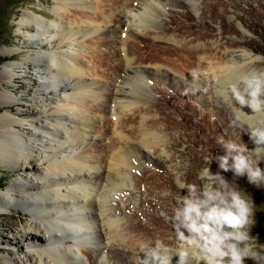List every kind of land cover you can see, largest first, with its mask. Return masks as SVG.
<instances>
[{"label":"bare ground","instance_id":"bare-ground-1","mask_svg":"<svg viewBox=\"0 0 264 264\" xmlns=\"http://www.w3.org/2000/svg\"><path fill=\"white\" fill-rule=\"evenodd\" d=\"M133 1H141V7L139 6L138 10L135 9ZM166 1L168 0H61L62 3H66L67 8L71 11V15L70 17L67 15L68 17H66L64 14L55 13L54 17L56 16L58 18L57 20L60 24L56 28L51 27L50 29L47 27L46 23L44 24L42 20L44 15L42 14H39L42 19H30L29 16H24L22 18V21H26L25 23L32 21L36 24V29L40 31V33H37V36L42 35L45 29L50 35L51 32L59 31V34H62L63 38L61 39L60 47L65 45H68L67 47H69V45L73 46V42L77 40H79L81 44L77 53L71 55L67 54V56L64 57L65 53L57 54L46 50L47 47L41 43L42 38L40 40L37 38L36 42H40L37 48H45L44 51L42 50L44 55L36 54L31 61L32 63L27 60L26 64H30V66L34 64L40 73L52 74V80L50 79L51 81L46 84L44 89L39 90L47 103L41 106L43 110L49 114L46 116V122H40L38 120L39 117L36 116L37 114H34L35 112L33 114L36 116V119H32V122L29 123L28 119L20 120L19 118L21 115L25 116L23 112L17 110L19 107L24 108L22 103L14 101L6 92H0V112L4 110L7 114L0 115V167L5 170H10L11 173L19 174L18 176L20 179V181L13 180L10 185H6L5 191L0 189V207L10 211L8 214L12 212L21 215L19 219L21 221H23L27 215L33 218L32 222L27 224L23 223L17 230L20 240L31 246L30 253L26 254V256L28 258L27 260L31 261L32 264H99L104 249V247L101 249V243H97V245L93 246L91 252H88V249L84 252L82 251L83 249L80 248L83 246L80 242L72 243L63 240L57 244V247L53 248L52 246H48L47 240L45 239L48 237L55 241L60 233H56V231L64 232L67 239L74 238L69 235L71 234V236H73V232L70 233L64 230L63 227L54 222H56V219L58 220L59 213H64V215H66V224L68 226L72 224L69 222L68 218H70L73 223L74 221L79 222V217L76 218V220H73V217H76L78 212L84 213L85 208L83 209L81 206H78V202L84 204V201H87L90 212H88L89 214L85 213L88 218L83 215L81 222H87L86 225L90 228L94 221H96L98 223L96 224L99 225V227L97 226L98 229L100 228L99 233H101L103 237L108 236V242H112L111 245L113 248H115L116 245H123L128 249L127 253L132 256L134 264H204L202 257L210 248L215 247L216 243L205 242L202 239L195 240V238H192V240H190V238L184 239L183 237L185 235L182 234L183 231L181 228L179 231L184 235L182 237L184 240L182 238L180 239L181 236L177 239L175 235L177 240L175 238L170 239L171 242L168 243V238L164 237L161 233L160 236H163L164 239L160 236H158V239H155L154 235L157 230L167 233L171 230L165 229L166 219L158 215V213L146 214L143 218L136 215L135 220L130 217V223L124 220L125 223H129L126 224L128 226H124V221H121L123 218L120 217L121 220L118 219V210L112 209L111 203L115 199L113 192L120 191L123 186H126L125 184L127 182H130L129 179H132V177L130 176L129 178L128 174H130L131 168L132 170L135 169L138 170L139 173H142L140 179L144 181L151 180L150 182L148 181L149 183L147 185L152 183L154 187L150 185L148 187L149 189L151 188L152 190L158 191L159 187L157 186H162L167 181L164 176H162L164 174L159 175V171H155L154 169L151 170L143 166L140 167L141 163L138 161L140 155H143L145 161L150 162L148 153H150L151 150L155 155L161 156L167 162H171L169 160H172L175 156L170 155V151V154H167V156L164 155L163 148L169 145V139L166 135V139L168 140L165 141L166 139H163L165 136H162L160 121H163V119L159 121L155 116L158 112L151 113L148 109L150 106H154L157 109L163 110H160V113H165L164 111H166L162 101L159 102L160 100H157V103H155L156 100L154 102L149 100V98L154 95L152 90H157V88H152L151 81L156 80L157 77L164 82H168L169 87L173 89L179 88L180 90L181 87L185 88L184 92L186 91L188 96L186 105H188L189 108L195 106V110L198 111V109H201L199 106L196 107L195 102H202L204 106H209V108L210 106L217 105L218 102L221 103L223 106L222 110L225 112V117L222 125L217 131L222 137L229 140L231 137V125L237 127L239 131L241 129L242 132H244L245 129L248 141L252 144L253 148L256 149L257 153H255V157L264 156V105L257 106L256 104L257 94H259L260 100H264V67L262 65L264 58L249 52L241 46H239L241 47V49H239L238 45L242 43L240 40L241 38L237 40L231 37L223 38L226 43L231 44V48L232 45L236 47L233 49L229 48V46L220 45L221 39L219 37L216 39L214 38L215 35H218L217 33L224 35L228 32H236L237 34L242 32L233 25V20L231 18H227V8L229 6H227L228 4L226 1L222 2L220 0H215L207 2L202 14L199 15L196 10V6L198 5L197 0H180L184 8L185 6L189 7L184 11L171 10L172 15L170 20L158 27L156 25L159 22L155 21V17L161 14L156 6L160 3L161 6H159L162 7ZM73 5L78 7H73ZM238 6L239 5L236 7L238 8ZM119 9L123 10V12H117ZM87 11L90 13H87ZM67 14H69V12H67ZM186 14H189V16L191 15V19L188 21L189 24L186 22L189 20V16L188 18L185 17ZM241 18L244 22L245 13H243ZM63 20H65V22H63ZM150 21L157 22V24L154 23L156 24L154 25ZM193 22H196L195 25H199V27L196 26L197 31L194 28L195 25L192 24ZM218 22H220L221 29L216 28V23ZM178 23H187L188 25L184 24L185 26L183 25V27L179 24L181 27H177ZM115 25L119 35L114 31L109 32L108 30V32L106 31L101 37H105L103 40L91 41V44L87 43V47L90 46L89 48L84 47L85 43H83V41H85L88 33L92 32L91 34H94L96 37V34L99 33L101 28L105 26L107 28L114 27ZM176 31L182 32L184 34L182 35L181 33L182 36L188 33L193 34V36L191 35L192 37H190L191 40H189L190 38L188 37V46H186L187 38L185 39L186 41L184 38L182 40L178 38L177 45L176 43L173 44L174 41L171 43L174 46L166 49L165 43L167 41H172V39H170L171 37L180 34ZM237 37L238 36H236V38ZM53 38L55 37H50V39ZM102 47L107 49V54L103 53ZM151 49H154L157 53H153L152 56H150L148 55L149 51L147 56H145L146 51ZM158 52H168L170 55L173 54L177 56L176 62L179 63L165 61V57H160ZM80 55L82 56L81 59L79 58ZM14 56L13 53L9 54V58ZM142 66H144L143 68L146 67L155 70H141L139 67ZM8 68H13V65L10 63L7 66L4 74L6 78H9V80L16 79L14 75L8 73ZM156 71H160L162 77L157 74ZM100 72H103V74H100ZM170 75H173V77ZM178 76H182L183 78L176 80L175 77ZM97 77L106 80L108 78L110 82L111 79H113V81L116 80L113 90L109 89L108 84L105 83L101 85L100 82H97ZM160 80H158V82H160ZM120 83L123 84V86H121ZM97 84L101 86L95 87ZM4 86L7 92L12 88L6 83ZM54 89L65 94L63 105L59 103V100L53 98ZM160 89L162 92V86ZM163 89H165V87ZM100 97H102L101 104ZM85 103L92 107H87L84 105ZM52 104H56L58 107H56L55 110L51 109ZM146 104L149 107L145 108ZM101 110L112 115L102 121L103 128L100 126L101 119H98L99 115L96 113ZM113 110L119 111L118 113L120 115H113L111 113ZM117 111H115V113H117ZM70 113L72 115H70ZM160 113L157 114V116H161ZM126 114H128V116L124 118ZM74 115L76 118L73 117ZM173 123L176 124L175 122ZM27 125L33 126L35 129L31 133L24 131ZM253 133L256 134L254 135ZM90 134L92 139L98 138L96 139V146L101 149V154L93 153L91 155V152H89L88 155L92 157V160L95 158L93 162H96L99 168L96 166V163L93 166L88 165L89 156H86L84 152L82 155L75 152L78 149L81 151L80 148L84 143L83 141L89 138ZM104 135L107 139L109 138L108 143L102 142L104 140L102 139ZM38 136L39 139H36ZM40 137H43V139H40ZM36 141L42 142L40 145L45 148L43 153L40 151V148L34 146ZM46 141H50V143ZM175 142L173 143L175 144ZM59 148L62 152L65 149H71V153L68 156H64V158L62 157V161H51L53 163L51 164L50 170L51 172H55L56 175L59 174L58 177L49 178L39 174L36 175L37 181L34 180L35 178L29 180L25 177L28 172L30 173L32 170L35 171L36 166L34 163L36 160L40 161L43 159V154L46 156L47 153H49L50 156H52V153L55 157ZM168 149L166 147V152H168ZM174 152L175 151H173V154ZM144 153H147V155ZM175 154L177 155V152H175ZM159 159L161 158L158 157V159L155 160ZM195 159L199 160V156L196 155ZM44 160L46 159L44 158ZM153 164L157 167L160 165L159 162ZM67 172L69 173L68 179H65L62 174H66ZM92 174L93 176L96 175V182L99 181L100 183V185H98V196L100 197H97V201L91 197V195L95 194V189L80 187L88 178H93L91 177ZM169 176L171 177V175ZM136 177H138V175ZM170 177L168 179L171 180ZM175 177H172V180H174L171 182V185L175 186L177 190H180V186L183 187V185H179L182 178L177 179ZM132 180H134V178ZM142 180L136 184L142 183ZM194 180H196V178ZM42 182H44V185L41 184ZM68 183H74L75 187L71 186L68 188L67 185L64 186V188L63 185ZM202 183L204 185V181ZM136 184L135 186L137 187ZM142 184L146 185L144 183ZM130 187L132 186L130 185ZM147 190L146 192H149ZM152 190L150 192H152ZM167 190L168 189L163 191L166 192ZM155 191H153V193ZM160 192H162V190H160ZM165 192L159 195H165ZM181 193L183 192H180V194ZM166 195L169 196L170 193ZM4 196L8 197L6 201L3 198ZM169 197L171 198L172 195ZM11 200L15 201L12 202ZM68 201H71L73 205L69 206ZM146 205H148L154 213L157 212L159 204L153 200L148 199L145 203V207ZM175 205L179 206L178 204ZM1 208L0 218L8 215L6 214V210ZM168 209L170 208H167V210ZM173 212L175 215L174 223H178L181 213L175 212L174 210ZM196 215L198 222L195 223L198 225L205 224L203 214L199 212ZM124 219L126 218L124 217ZM206 220H208V217ZM178 226L179 225L175 224L176 231H174V234L180 235L179 232L177 233ZM159 231L156 232V234L159 233ZM201 233V231H198L194 235H204ZM185 234H187V232ZM168 236L169 235H167V237ZM20 240L15 237L10 242L18 245ZM178 240L180 242L179 244L177 242ZM83 244L84 249H86V247L88 248V245L85 243ZM165 245H168L167 247L171 249L160 251L155 248ZM35 246L38 249L36 251L39 252L37 256L33 255L34 250L32 248ZM109 247L107 249L110 250ZM175 248L180 256L174 255L176 252ZM75 249H77V252ZM151 250H153V252ZM173 250L175 251L173 252ZM5 251L6 249L0 246V253H4ZM180 251L187 255L181 254ZM150 253H154V256H149ZM7 254L9 256V258H7L8 262L11 261L10 263L12 264H28L27 260H19L14 253L10 251H8ZM112 254L111 258H116V256ZM183 257H187V259ZM125 258H127V256ZM103 260H105V258ZM103 260L101 264H105ZM114 263H116V261ZM0 264L3 263L0 261Z\"/></svg>","mask_w":264,"mask_h":264},{"label":"rangeland","instance_id":"rangeland-1","mask_svg":"<svg viewBox=\"0 0 264 264\" xmlns=\"http://www.w3.org/2000/svg\"><path fill=\"white\" fill-rule=\"evenodd\" d=\"M209 1H215V0H197L198 5L196 6V10L198 11L199 15L202 14L205 4ZM220 1H222V2L226 1V3L228 4L227 6H229L227 8V18H231L233 20V22H232L233 25L236 28L240 29L242 32L239 34H237L236 32H228V33H225L224 35L217 33L218 35L217 36L215 35L214 38L216 39L219 37L221 39V41H220L221 43L219 42L220 45L227 46V47L229 46V48H231V46H230L231 44L226 43V41H224V39H223L224 37H227V38L231 37L232 39H236V40L241 38L240 40L242 43L239 44L238 47L241 46L242 48L248 50L249 52H252L253 54H256V55L264 58V0H220ZM140 2L141 1H133V5H134L136 10L139 9V6L141 5ZM61 3H62L61 0H0V92H6L8 94V96H10V98H12L14 101H17L18 103L19 102L22 103V106L24 108L19 107V108H17V110H19V112H23L25 114V116L21 115L19 119L20 120L21 119L22 120L28 119L29 123L32 122L31 121L32 119H36L35 118L36 116L39 117L38 120L40 122H46V119H47L46 116L49 115L48 113H46V111L43 110V107H41L42 104H47V103L45 101V98L42 97V95L40 94L39 90L44 89L46 84H48V82L52 80V74L40 73L34 64L31 66H30V64H26L27 60H29L30 63H32L31 61L33 60V57L36 56V54L44 55V52H42V50L44 51L45 48L44 49L37 48V45L40 43V42H38V43L36 42L37 38L39 40L42 38L41 43L47 47L46 50L52 51V52L57 53V54L58 53H60V54L65 53L64 57H66L67 54L71 55V54L77 53L78 52L77 50H78V48L81 47V44H80L79 40H77V41L73 42L74 43L73 46L69 45L70 48L67 47L68 45L60 47V42H61V39H63V38H62V34H59V31L51 32V35H50V33H48L47 30L45 29V31L42 32V35L38 34L39 36H37V33L38 32L40 33V31H38L36 29V24L33 23L32 21L25 23L26 21H22V18L24 16H29L30 19H38V18L42 19L41 16L39 15V14H42V15H44V18L42 19L44 21V24L46 23L47 27L49 29L51 27L56 28L60 23H58V20H57L58 18L56 16L54 17L55 13L64 14L66 17H68V16L70 17V15H71L70 14L71 11H70V9L67 8L66 3H62V4ZM159 5H160V3H158V5L156 7L160 10L161 15H156V17H155V21H157L159 23L157 24V22L150 21L152 24L156 23L157 25L156 24H154V25H156L158 27H160L161 25H164L165 23H167L170 20V17L172 15L171 10L172 11H175V10L176 11L177 10L178 11L179 10L184 11V10H186V8L189 7V6H185V8H184V6L180 2V0H168V1L164 2V5L162 7H160L161 5L160 6ZM237 5H239L238 8L236 7ZM73 7H78V6L73 5ZM73 10H75V9H73ZM67 12H69V14H67ZM117 12L121 13V12H123V10L119 9ZM87 13H90V12L87 11ZM243 13H245L244 22L241 20L242 19L241 16H243ZM188 16H189V14H186L185 17L188 18ZM190 17H191V15L189 16V20L186 21L188 24H189L188 21H190V19H191ZM65 20H63V22H65ZM49 23H50V25H49ZM187 23H178L177 27H179L180 25L183 26L184 24L186 25ZM192 24L195 25L196 22H193ZM216 24H215L216 28L221 29L220 22H218ZM196 26L199 27V25L197 24L194 26V28L197 31ZM115 27H116V25L114 27H108L107 28L105 26L104 28H101L99 30V33L96 34V37L94 34H91L92 32L88 33L87 34L88 36L85 38V41H83V43H85L84 47L86 48L88 44H91V41L103 40L105 37L104 38H101V37L104 35V33L106 31L108 32V30H109V32L114 31L115 33H117L118 29H116L117 27L116 28ZM173 30H174V28H173ZM176 32H178L180 34L179 35L176 34L174 37L170 38V39H172V41H167L165 43L166 49L174 46L171 44L174 41L175 42L173 44L176 43V45H177L178 38H179V40L180 39L182 40L183 38L185 40L187 38L186 39L187 40L186 46H188V44H189L188 39L193 36L192 33H188L189 35L186 34L187 36L185 35L186 36L185 37V36H182V35H184L182 32H179V31H176ZM181 33H182V35H181ZM117 34L119 35V32ZM51 36H53L55 38L50 39ZM236 36H238V37L236 38ZM174 39H176V40H174ZM167 40H168V37H167ZM189 40H191V38ZM226 44H228V45H226ZM89 47H87V48H89ZM241 47H239V49H241ZM233 48H236V47L232 45L231 49H233ZM102 51H103V53L107 54V49L105 47H102ZM10 53H13L15 56L9 58ZM147 53H148V55L152 56V54L157 53V51H155L154 49L147 50L145 53V56H147ZM158 54H160L159 55L160 57H165V61H167V62H173V61L176 62V60L178 58L177 56H175L173 54L170 55L168 52L167 53H162V52L159 53L158 52ZM234 55H235V53H234ZM81 57L82 56L80 55L79 58L81 59ZM165 61H161V62H165ZM10 63L13 65V68H11V69L8 68V73L10 75H14V77H16V79H14V80H9V78L7 79L6 76L4 75L6 68ZM176 63H179V62H176ZM262 65L264 67V60H263ZM143 67L144 66L139 67V68L141 70L145 69L148 71L155 70V69L146 68V67L143 68ZM100 74H103V72H100ZM157 74H159L162 77V74L160 71H158ZM170 76L173 77V75H170ZM175 78H176V80H180L183 77L178 76ZM157 79L160 80L157 77L156 80L151 81L152 82L151 83L152 88L153 89L157 88V90H152L154 95L151 98H149V100H151L152 102H154L156 100L155 103H157V100L158 101L160 100L159 102L162 101L166 111H164L165 113H160L163 110L157 109L154 106L149 107L147 104H146V106L145 105L144 106H145V108L149 107L148 109H149V111H151V113H153V112L157 113L158 112L157 114H159V113L161 114V116L158 115L159 117L157 116V114H155V116H156V118H158L159 121L163 119V121H160L162 123V125L159 122L160 126L162 128V136L163 137L165 136L163 139H166V135H167L168 139L170 140V142L168 139L165 140V141L168 140L169 145L166 147H167V149L168 148H170V149H168L167 150L168 152H166V150H165L166 147H164V148L162 147L163 153L165 156H167V154H170L169 153V151H170L171 152L170 155H173V156L175 155V156L173 157L172 160H169L171 162H167L161 156L155 155V153L152 152V150H151L150 151L151 154L148 153V156L150 157V162H146L143 155L142 156L140 155L138 161L141 163L140 167L143 166V167L150 168L151 170L154 169L155 171H159V173H160L159 175L164 174L162 176H164V178L167 181L162 186H157V187H159L158 191L152 190L151 188L149 189L148 187L150 185L154 187V185H152V183L147 185L151 180H147V181L145 180L144 181V180L140 179L142 176L141 175L142 173H139V171L135 170V169L132 170V168H131L132 173L130 172V174H128V175H129V178L131 176L132 179L134 178L135 181L130 178L129 179L130 182H127L125 184L126 188L123 186V188H122L123 190H122L119 187L120 191L113 192L115 199L111 203L112 209L118 210V217H119L118 219L121 220V218H123V220H121L122 222L124 220L127 222L131 221L130 217L134 218V220H135L136 215L141 216L143 218V216L146 214H150V213L157 214L158 213V215H160L164 219H166L165 220L166 221V223H165L166 228L165 229H167V230L171 229V230H169L168 233L163 232V231L160 232L159 230H157L156 232L159 231V233L156 234V232H155V235H154L155 239H158V236H160L162 234V235H164V237L168 238V240H169L168 243H170L171 242L170 239H174L176 236H177L176 237L177 239H178V237L181 236L180 237V239H181L185 235L186 237L184 236L183 237L184 239H188V238H190V240H192V238L193 239L195 238V240L202 239L205 242H210V243L214 244V243H216V240H215L216 233H215L214 223L212 221H210L211 219L204 213L203 209H200L198 207H196V208L190 207V202L194 199V197H198L199 194L202 193V188L204 187V185L202 183L203 182V180H202V169L207 166L205 163L206 159H211V158H214V157L222 154V150H221L220 146L216 143V141H217L218 137L222 136L217 130L222 125L223 119L225 117L224 116L225 112L222 110L223 106L221 103L218 102L217 105L210 106V108H209V106L208 107L204 106L202 104V102L197 103L194 101L196 107L199 106V107H201V109H198V111H197L194 109L195 106L189 108L188 105H186V101L188 99V96L186 94L187 92L186 91L184 92L185 88L179 86V87H181L180 90H179V88L173 89V88L169 87L168 82H164L163 80H160V82H158ZM114 81H113V79H111V82H110V80L108 81V78L106 80V79H102V78L97 77V82H100L101 85L102 84L104 85L105 83L108 84L109 89H112V90H113V87L116 83V80H114ZM5 83L9 84L12 87L11 90H9L8 92L6 91L5 86H4ZM100 84L95 85V87H100L101 86ZM112 84H113V86H112ZM120 85L123 86V84H121V83H120ZM159 86L160 87L162 86V92H161V89ZM164 87H165V89H163ZM162 93H164V94H162ZM52 96L54 99L59 100V103L60 104L62 103L61 105L64 104V101H65V94L64 93L59 92L56 89H54ZM101 98L102 97H100V104L102 103ZM84 105H86L87 107L89 106V108L92 107L91 105H88L86 103ZM56 107H58L56 104H52L51 109L55 110ZM152 108H155V109H152ZM192 109H193V111H192ZM115 111H117V110H113L111 113L113 115L116 114L115 116H119L120 115L118 113L119 111H117L118 114L115 113ZM103 112L104 111H102V110L96 112L97 115H99L98 119L99 120L101 119L100 120L101 121V123H100L101 128H103L102 121L106 120V118H109L108 116L111 115V114H107V113H105V112L103 113ZM33 113L37 114V115L34 116ZM104 114H105V116H104ZM0 115H7V114L3 110L2 112H0ZM29 115H31V116H29ZM70 115H72V114L70 113ZM102 116H103V118H102ZM127 116H128V114H126L124 116V118H126ZM73 117L76 118L75 115ZM77 119H79V118H77ZM169 121L171 122V124ZM173 122H175L176 124H174ZM34 129L35 128L33 126L27 125L25 127L24 131L31 133ZM230 131H231V137L229 140H232V141L236 142L237 144L246 146L247 151L245 152V155H247L253 162H258L261 160L260 156H257V158L255 157L256 156L255 153H257L256 149L253 148L252 144L248 141L245 129H244V132H242L241 129L239 131L237 127H235L234 125H231ZM126 132H127V130H126ZM102 134H103V132H102ZM92 135H93V133H92ZM104 136L102 137V139H104L102 142L108 143L109 138L107 139V137L106 136L104 137ZM87 137H89V136H87ZM36 139H39V136L36 137ZM40 139H43V137L42 138L40 137ZM96 139H98V138L92 139L91 134H90V137L87 138L85 141H83L84 143L81 145V148H80L81 151L78 149L75 152L80 153V155H82L84 152V154L86 156L89 154V152H91V155L93 153L101 154V152H100L101 149L96 146V143H97ZM179 140H180V142H179ZM46 142L50 143V141H46ZM173 142H175V144ZM40 144H42V142L36 141V143H34V146L40 148V151L43 153L45 148L42 147ZM177 144L179 145V147ZM185 148H186V150H185ZM261 148H263V147H261ZM190 149H191V152H190ZM48 150H49V148H48ZM70 150L65 149L62 152V150L59 148L55 157L53 156L52 153H51L52 156H50L49 153H47L46 156H44L45 154H43V159H41L40 161L36 160V162H35L36 164L34 163V165L36 166L35 171L32 170V172H30V173L28 172V174H26L25 177L29 180L35 178L34 179L35 181L38 180L36 175H39V174L43 175V176H47L49 178L58 177L59 174L56 175L55 172H51V170H50L51 164L55 160L62 161V157L64 158V156H68L71 153ZM178 150H179V152H178ZM173 151L177 152V155L175 154V152L173 154ZM60 152H62V153H60ZM183 152H184V154H183ZM144 154L147 155V153H144ZM152 154H154V155H152ZM196 155L199 156V160L195 159ZM88 156L90 158V159L88 158V165L89 166L95 165L96 162L95 163L93 162V161H95V158L92 160V157L90 155H88ZM158 157L161 158L162 160L161 159L155 160V159H158ZM44 158L46 160H44ZM174 160H175V162H174ZM51 161H53V162H51ZM161 161H162V163L164 161H166V162H164L162 164ZM152 162L153 163L159 162L160 165L157 167ZM144 164H146V165H144ZM96 166L98 167L97 163H96ZM254 166H255V164H254ZM156 167H157V169H156ZM259 167L261 169H264L263 160H261L259 162ZM217 168H218V165L216 164L215 161H213V163L211 164L212 171L216 172ZM174 173H175V175H174ZM190 173H191V175H190ZM68 174H69L68 172L66 174L63 173L62 176L65 177V179H68L67 178ZM18 175L19 174L11 173L10 170H5L4 168L0 167V189L2 191H5L6 185H10L13 180L20 181ZM137 175H138V177H136ZM169 175H171V177ZM223 175L229 180V183L231 186L239 187V189L243 193L246 194V196L248 197L249 200L254 201V212H255L256 224L252 228L251 234L252 235L258 234L259 242L257 243L256 247H257V249H259L261 245H264V184H261L260 188L258 189L254 185L249 184L246 177H235V176H233V174L231 172L223 173ZM95 176H93V174H92L91 177H93V178H91V179L88 178L89 180L87 179L85 181V183L83 182V184L80 185V187H84V188L86 187L88 189H91V188L95 189L96 195L93 194V195H91V197L94 198L95 201H97V199L100 197V196H98V191H99L98 185H100V183H99V181L96 182L97 179ZM178 176H181V177H178ZM193 176H195V177H193ZM169 177L171 178V180L168 179ZM172 177L173 178L175 177L177 179L182 178L181 179L182 182L180 181L179 185H183L184 188L182 186H180L181 191L179 189L177 190L175 188V186L171 185V182L174 180V179L172 180ZM195 178H196V180H194ZM131 180H132V182H131ZM141 180H142V183H144L146 185H143L142 183L136 184L137 182H141ZM192 180L195 182H193ZM41 184L44 185V182H42ZM135 184L137 185V187L135 186ZM67 185H68V188L71 186L75 187L74 183L64 184L63 187L67 186ZM130 185L132 187H130ZM76 186H79V185H76ZM166 186H167V188H166ZM142 187H144V188H142ZM160 187H161V189H160ZM168 187H170V188H168ZM147 188H148V190H147ZM171 188H172V190H171ZM71 189H73V188H71ZM124 189H125V191H124ZM139 189H141V190H139ZM166 189H168L166 192L163 191ZM146 190L149 192H146ZM151 190H152V192H150ZM160 190H162V192H160ZM60 191H63V190H60ZM153 191H155V192L153 193ZM175 191H177V192H175ZM142 192H143V194H142ZM163 192H165V195H163L164 194ZM180 192H183V193L180 194ZM197 192H198V194H197ZM152 193H153V195H152ZM160 193H163V194H161V196H160L159 195ZM169 193H170L169 196L172 195L171 198L168 195H166ZM174 193H176V194H174ZM157 195H159V196H157ZM95 196H96V198H95ZM166 196L169 198H167ZM3 198L5 201L8 199L7 196H4ZM148 199L149 200L151 199L154 202H156L157 204H159L158 210L156 213H154L153 210L148 205H146V207H145V203L147 202ZM171 199H173V200H171ZM11 201L13 202L14 200H11ZM175 204H178L179 206H177ZM84 208H85L84 214L90 212V208L88 207L87 201L86 202L84 201ZM167 208H170L171 210L170 209L167 210ZM1 209H4V208H1ZM4 210H6V209H4ZM173 210L175 212L181 213L180 217L178 219V223L177 222L174 223V221H175L174 216L175 215H174ZM6 212H7L6 214H8L10 211L6 210ZM199 212H201L203 214L204 219H205L204 220L205 224H203V225H198L195 223V222H198L196 214ZM11 214H14V215H11ZM11 214L5 215L4 217L0 218V243H1L0 246H3L6 249V251L4 253H0V261L3 264H12V263H10L11 261L8 262V259H7V258H9L8 254H7L8 251L14 253V255L19 260H22V259L27 260L28 258L26 256V254L30 253V250H31L30 249L31 246H29L28 243L20 240L19 234H17V230H18V228H20V226L23 223L27 224L29 222H32L33 218L31 216L27 215L25 217V219L23 221H21V220H19L21 215H19L17 213H12V212H11ZM181 215L183 216V218ZM124 217L126 219H124ZM207 217H208V220H206ZM125 221H124V223H125ZM96 223L97 222L94 221V223L89 228L90 231L92 230L91 235H90V241L92 242V243H90L91 247H88V248L86 247V249H84L82 246V247H80L83 249L82 251L85 252L88 249V252H91L92 244H93V246H95V245H97V243H99V244L101 243L100 247H101V249H103V247H104V249H103V256H102L101 260L99 261V264H101V262L104 258H105V260H103L104 261L103 263H105V264H129V263L134 264L132 256L127 253L128 249H126L123 245H121V246L116 245V247L113 248L111 245L112 242L111 243L108 242L109 241L107 238L108 236H104L106 238V240H105V238L101 235V233H99L100 228L98 229L99 225H97L98 223L97 224ZM129 223H125L124 226L126 224H129ZM175 224L179 225L178 226L179 228L177 229V233L179 232L180 235L174 234L175 233L174 231H176L175 230ZM167 225H168V227H167ZM126 226H128V225H126ZM180 228L182 229L183 233L181 231H179ZM198 231H201L202 232L201 234H204V235L195 236L194 234ZM186 232H187V234H185ZM208 232H209V235H208ZM181 233L184 235H182ZM167 235H169V236L167 237ZM15 237H17V239L20 240V243H18V245L12 244L10 242ZM161 238H163V236ZM103 241H104V244H103ZM177 242H178V244L180 243L179 240ZM105 243H106V245H105ZM147 243H149V242H147ZM107 245H108V247L110 246L109 248L111 251L109 249H107L108 248ZM167 246L168 245H165L163 247L159 246V247H155V248H156V250H160V251L161 250L165 251V249L166 250L171 249ZM176 247H178V246H176ZM32 249L34 250L33 255L37 256L39 253L36 251V250H38L37 247L35 246ZM122 251H124V252H122ZM151 251L153 252V250H151ZM174 251L175 250H173V252ZM81 253H83V252H81ZM112 253L114 254V256H116V258H114V257L111 258ZM175 253H174V255L180 256L177 249H176ZM180 253H181V251H180ZM181 254L187 255L185 253H181ZM126 256H127V258H125ZM149 256H154V253H150ZM183 258L187 259V257H183ZM85 261H87V260H85ZM115 261H116V263H114ZM27 262H28V264H32L31 261H29V260H27ZM245 264H253V262L251 260H246Z\"/></svg>","mask_w":264,"mask_h":264},{"label":"clouds","instance_id":"clouds-1","mask_svg":"<svg viewBox=\"0 0 264 264\" xmlns=\"http://www.w3.org/2000/svg\"><path fill=\"white\" fill-rule=\"evenodd\" d=\"M256 104L264 105L259 94ZM216 143L222 154L206 159L207 166L202 169L204 190L190 202V207L203 209L215 225L216 246L210 248L202 259L204 264H245L246 260L264 264V245L257 249L259 236L251 234L256 224L254 201L249 200L239 187L231 186L223 175L231 172L235 177H246L249 184L259 189L264 184V169L259 167L264 156L253 162L245 155L246 146L222 136ZM213 161L218 165L216 172L211 169Z\"/></svg>","mask_w":264,"mask_h":264}]
</instances>
